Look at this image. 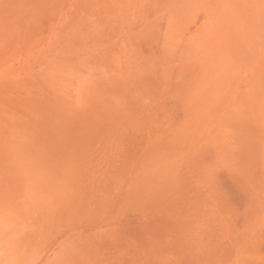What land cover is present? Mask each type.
Segmentation results:
<instances>
[{"label":"bare ground","instance_id":"6f19581e","mask_svg":"<svg viewBox=\"0 0 264 264\" xmlns=\"http://www.w3.org/2000/svg\"><path fill=\"white\" fill-rule=\"evenodd\" d=\"M225 32L232 43L226 47ZM242 42L251 44L252 48L243 49ZM105 77L109 82L104 80L103 84ZM97 84L101 88L97 89ZM112 86L116 88L114 93L109 89ZM263 95L264 0H0V255H8L2 256L4 259L0 256V264H20L25 256V264L27 261L34 264L38 250L37 257L45 264L42 260H50L46 255L50 252L48 248L60 244L55 238L59 232L64 235L66 226L56 227L55 217L61 216L55 218L61 224L62 216L69 218L75 212L78 218L82 212L77 214L75 209L82 203L83 213H89L80 214V218L83 221L88 218L87 222L95 226L91 220L102 221L100 212L109 211L115 201L120 203L116 202V209L120 208L122 213L115 208L117 216L106 213L108 217L102 222L107 226H101L103 230L100 225L97 229L95 226L93 234L97 235L100 227L99 244L104 245L110 234L111 239H117V245L103 252L104 248L98 249L101 245L96 236V244L94 238L93 243L92 239L87 243L92 233L88 228L89 231L81 230L77 226L81 233L76 231L77 235H73L75 226H70L75 222L70 218V236L77 238L74 244L69 243L72 247L85 243V249L81 245L83 251L89 248L88 252L91 250L98 258L94 263L93 254L91 258L85 255L88 252L78 249L74 258L78 257L72 259L74 247L70 251L71 245L68 248L64 243L65 253L71 252L69 259L74 260L70 264L79 261L110 264L108 261L113 263L115 256L120 259L118 264H264ZM243 106L250 109L246 112ZM180 117L183 125L179 124V128L175 122ZM161 122L167 126L163 128ZM151 126L162 131L157 132ZM126 135H130L129 140L130 137L139 140L130 141V150L121 143L120 153L112 152L116 149H110L115 144L111 136L118 139ZM35 153L38 161L32 160ZM1 155L3 161L8 160L6 156L11 158V166L14 158L17 161L21 158V167L14 160L18 167L9 165V168L8 162L1 163ZM59 157L68 163L59 166L55 162ZM81 157L88 160V167L92 161L98 165L87 168ZM72 159L74 166L70 163ZM28 161L31 167L27 168ZM76 163L82 164L79 168L84 172L91 171L90 176L95 180L85 175L80 177ZM50 164L57 166L51 171ZM56 169L60 176L54 172ZM60 171L67 175H61ZM49 172L62 184L57 187L56 180L46 175ZM96 174L102 182L96 179ZM22 175L20 186L16 181ZM96 180L101 186L97 188L99 193ZM111 182L119 184L118 193L122 189L125 197L121 194L120 197L125 201L115 200ZM93 186L96 194L91 191ZM86 187L89 191H84ZM52 189L57 193L52 194ZM48 191L54 196L47 194ZM71 191L77 193L78 200ZM58 192L62 194L59 197ZM86 193L91 195L87 199H92L94 211L99 214L86 202L82 208L83 200H80L88 196ZM27 194L31 198L26 199L30 197ZM67 194L71 195L70 199L66 198ZM45 196L50 206L44 202ZM14 197H18L17 204ZM65 199L77 204L68 201L72 204L68 205ZM54 200L58 206L52 204ZM59 201L67 203L64 209ZM40 204L45 214L39 210ZM68 208L72 209L68 212L71 215L66 212L64 215L62 210ZM13 220L18 225L23 220L19 226L22 232L15 230L21 238L25 234L24 241L17 236L22 241L20 244L12 237L13 233L16 236ZM8 222L9 230L2 231ZM85 230L87 240L82 237L79 242ZM115 235L122 237L121 240ZM11 239L16 245L12 246ZM37 239L43 242V247L38 246L41 243ZM8 242V246L11 242L10 252L6 253L3 247ZM91 243L102 253L90 249ZM32 246L35 254L30 262L32 255L26 253L32 251ZM37 247L43 248L42 252ZM60 258L50 261L56 264ZM69 259L63 264H69Z\"/></svg>","mask_w":264,"mask_h":264},{"label":"rangeland","instance_id":"374dc122","mask_svg":"<svg viewBox=\"0 0 264 264\" xmlns=\"http://www.w3.org/2000/svg\"><path fill=\"white\" fill-rule=\"evenodd\" d=\"M197 25H198V23H197ZM226 27H227V26H226ZM228 28H229V27H228ZM228 28H226V29H228ZM192 29L194 30V28H192ZM192 29H191V30H192ZM193 30H192V31H193ZM229 31H230L229 33H232V32H231V29H230ZM226 33H227V32H225V36H226ZM226 37L229 38V39H226ZM226 37H225V39H224L225 47H226L227 45H231V44H232V43L229 42V41H231V40H230V35H228V36H226ZM245 39H246V38L243 39L244 42L246 41ZM226 41H227V42H226ZM247 41H248V40H247ZM249 42H252V41L250 40ZM242 44L244 45V46L242 47L243 49L252 48V45H251V44H247V43H243V42H242ZM245 45H246V46H245ZM248 45H249L250 47H249ZM241 46H242V45H241ZM247 50H248V49H247ZM102 78H104V76H103ZM102 78H100V79H102ZM105 78H106V77H105ZM102 80H103V82H101V83H103V84H104V80H105L106 83L109 82V80H107V78H106V79H102ZM102 80H101V81H102ZM95 85H96V84H95ZM111 85H112V84H111ZM98 86L101 88L102 85L100 86V84H99V85L97 84V86H96L97 89H99ZM96 87H95V88H96ZM112 88H113V89H111V87H109V89H110L111 91L113 90V91H112L113 93L116 92V91H115L116 88H114L113 86H112ZM259 90H260V89H259ZM106 91L108 92V89H106ZM260 91H261V90H260ZM97 92H99V91L97 90ZM109 92H110V91H109ZM99 93H100V92H99ZM86 94H87V93H86ZM260 94H261V93H260ZM85 96H86V95H85ZM85 96H84V97H85ZM88 96H89V95H88ZM263 96H264V95H263ZM246 100H248V99H246ZM259 100H260V99H259ZM261 100H262V99H261ZM246 102H248V101H246ZM252 102H253V101H252ZM262 102H263V101H262ZM262 102H261V103H262ZM249 103H251V101H250ZM259 103H260V102H259ZM245 105H246V103H245ZM248 105H249V104H248ZM263 105H264V104H263ZM251 106H252V105H251ZM243 107H244V106H243ZM259 107H261V105H260ZM186 108H187V107H186ZM262 108H263V107H262ZM245 109H246V112H247L248 109H250V108H248V107H247V108L244 107L243 110H245ZM263 109H264V108H263ZM255 110H256L257 112H259V109H258V110L255 109ZM244 112H245V111H244ZM261 112L264 114V110H261ZM261 112H259V114H260ZM241 113H242V112H241ZM262 113H261L260 115H262ZM244 114H245V116H246V113H244ZM260 115H259V116H260ZM263 117H264V115H263ZM185 120H186V119H185ZM185 120H184V121H185ZM152 121L154 122V120H152ZM158 121H159V120H158ZM158 121L156 120V122H158ZM147 122H148V121H147ZM148 123H149V122H148ZM158 123H159V122H158ZM158 123H156V125H157ZM161 123H162V125H163V128L167 126L166 123H164V122H161ZM175 123H177V124H178V127L180 128L179 124H180L181 126L183 125V122H182L181 117L179 118V121H178V122H175ZM149 124H151V122H150ZM177 124H176V125H177ZM151 125H154V124H151ZM158 125H159V124H158ZM174 125H175V124H173V126H174ZM151 127L153 128V126H151ZM156 127H158V126H156ZM156 127L153 128V129H156ZM161 127H162V126H161ZM158 128H159V127H158ZM172 128H177V127H172ZM148 129H149V128H148ZM161 129H162V128H161ZM151 130H152V129H151ZM157 130H158V129H156V131H157ZM156 131H155V132H156ZM161 131H162V130H159V131H157V132H161ZM157 132H156V133H157ZM128 133H129V132H128ZM153 133H154V131H153ZM156 133H154V134H156ZM150 135H151V134H150ZM150 135H149V136H150ZM156 135H157V134H156ZM184 135L186 136V134H184ZM114 136H115V135H114ZM114 136H111V137H113V138L115 139V140H114V143H115V144H114V147H113V148H110V149H114V148L116 149L115 151H112V152H114V153H115V152H116V153H117V152L120 153L119 148H120L121 145H123V144H121V143H124V146H125V145H127V147L129 146L128 148H129V150H130V149L132 148V147H130V146H131V143H132V142L130 143V141H132V140H133V141H134V140H139L138 138H137V139H132L131 137H130L131 140H129V136H130V135H128V137H127V135H126V136H125L126 138H125L124 136H123L122 138L120 137L121 139H120L119 137H118V139H117V138H115ZM116 136H119V135H116ZM131 136H133V135H131ZM134 136H135V135H134ZM149 136H148V138L150 139ZM162 136L165 138V142L168 141V140L166 139L165 135H162ZM153 137H154V135H153ZM181 137L183 138V136H181ZM151 138H152V135H151ZM152 139H153V138H152ZM152 139H151V140H152ZM106 140L108 141L107 138H106ZM110 140H111V139H110ZM118 140H119V143H118ZM151 140H149V141H151ZM101 141H102V139H101ZM101 141H100V142H101ZM107 141H106V142H107ZM112 141H113V139H112ZM134 142H135V141H134ZM136 142H137V141H136ZM178 142H180V140H178ZM108 143H109V141H108ZM108 143H107V145H108ZM110 143H111V142H110ZM167 143H168V145H171V144H170L171 142H170V143L167 142ZM107 145L105 144V146H107ZM109 146H110V145H109ZM109 146H108V147H109ZM115 146H116V147H115ZM124 146H122L121 148H124ZM144 146H145V145H143V148H144ZM108 147H106V150L108 149ZM110 147H111V146H110ZM125 147H126V146H125ZM127 147H126V150L128 149ZM143 148H142V150H143ZM96 149H97V147H96ZM92 150H94V151L96 152L95 149H92ZM121 150H122V152H125V151H123V150H125V149H121ZM129 150H128V151H129ZM108 151H110V150H108ZM108 151H107V152H108ZM140 151H141V149H140ZM90 152H91V151H90ZM92 152H93V151H92ZM95 152H94V154H95ZM104 152H105V151H104ZM107 152H106V153H107ZM112 152H111V153H112ZM36 153H37V152H36ZM36 153H35V155H34V157H33L34 159H32L33 161H34V160H37V161H38V158H37L38 155H36ZM87 153H88V152H87ZM89 154H90V153H89ZM109 154H110V152H109ZM185 154H186V153H185ZM107 155H108V153H107ZM4 156H5V154H4ZM90 156H91V155H90ZM108 156H109V155H108ZM6 157H7V156H6ZM6 157H4L5 160H6V159H8V160H7V161H3V155H1V160H2L1 163H2V162H4V163H5V162H8V167L10 168V166H11V163H10V162H11V161H10L11 158H10V157H9V158H6ZM56 157H57V156H56ZM104 157H105V156H104ZM59 158H60V159L56 160L55 162H56L59 166H60L59 163H61V164H65V162H64L63 160L66 161V159H65V158L63 159V158H61V157H59ZM70 158H71V157H70ZM88 158H89V157H88ZM90 158H92V157H90ZM90 158H89V159H90ZM19 159H20L19 161H21V158H19ZM50 159H51V158H50ZM67 159H69V158H67ZM77 159H78V158H77ZM77 159H76V160H77ZM79 159H80V158H79ZM79 159H78V160H79ZM108 159H109V158H108ZM14 160L17 161L18 158L16 157V158H14ZM14 160H13L12 162H14V164H15L16 161H14ZM51 160H52V159H51ZM72 160H73V159H72ZM19 161H17V163H20L19 166L21 167V164H22V163L19 162ZM23 161H24V159L22 158V162H23ZM29 161L31 162L30 158H29ZM29 161L27 162L28 164L26 163L27 168H28V167H31V165L28 166V165H29ZM70 161H71V160H70ZM70 161H69V162H70ZM80 161H81V163L83 162V164H84V163L86 164L88 160L86 159V160L84 161L83 157H81ZM50 162L52 163V161H50ZM90 162H91V161H90ZM92 162H93V161H92ZM92 162H91L90 166H91V165L94 166L95 163H96V162L94 161L95 163L92 164ZM4 163H3V164H4ZM9 163H10V164H9ZM17 163H16V164H17ZM67 163H68V162H67ZM67 163H66V164H67ZM70 163H72V165H73L74 160H73V162H70ZM88 163H89V162H88ZM88 163H87V168L90 167V166L88 167ZM126 163L128 164V162H126ZM6 164H7V163H6ZM14 164H12L11 167H13V166H14V167H16V166L18 167V164H17V165H16V164L14 165ZM35 164H36V162H35ZM57 164H56V165H54V164L51 165V164H50V165H51V166H50L51 171H52V169H55L54 166H57ZM66 164H65V165H66ZM74 164H75V163H74ZM129 164H130V166L133 165L131 162H130ZM1 165H2V164H1ZM4 165H5V164H4ZM9 165H10V166H9ZM23 165L25 166V163H24ZM33 165H34V163H33ZM36 165H37V164H36ZM36 165H34V166H36ZM68 165H69V164H68ZM72 165H71V167H72ZM76 165H78V164L76 163ZM81 165H82V164H81ZM81 165H80V163H79V165L76 166V169L80 172V173H79V176L81 177V176L85 175V176H87L86 178H88V179H89V178H90V179H93V181H94L95 179H94L92 176H90L91 171H90L89 173H87V171L84 172V171H83V168H81V169L79 168ZM96 165H98V164L96 163ZM112 165H114V164H112ZM115 165H116V164H115ZM24 166H22V167H24ZM34 166H33V167H34ZM62 166H63V165H62ZM73 166H74V165H73ZM122 166H123V167H126L125 164L122 165ZM130 166L128 165L127 167H130ZM1 167H2V166H1ZM5 167H6V166H5ZM5 167H4V168H5ZM25 167H26V166H25ZM63 167H65V166H63ZM63 167H62V170L64 171L65 168H63ZM66 167H68V166H66ZM56 168H57V167H56ZM93 168H94V167H93ZM12 169H13L14 171L16 170V169H14V168H12ZM19 169H20V168H19ZM66 169H68V168H66ZM95 169H96V167H95ZM2 170H4V169H2ZM17 170H18V169H17ZM56 170H57V169H56ZM70 170L73 172V169H70ZM70 170H69V173L71 174V171H70ZM81 170L83 171V173H81ZM90 170H91V168H90ZM93 170H94V169H93ZM93 170H92V171H93ZM127 170H129V169H127ZM8 171H9V169H8ZM18 171H21V170H18ZM51 171H50V172H51ZM63 171H62V172H63ZM67 171H68V170H67ZM10 172H12V171L10 170ZM15 172H16V171H15ZM15 172H14V175H17ZM47 172H48V171H47ZM50 172H49L48 174H46V175H50V177L53 179V177H52V176H53V175H52L53 172H52V173H50ZM54 172L57 174V173L59 172V170H57V172H56V171H54ZM60 172H61V171H60ZM62 172H61V175H67L66 173H65V174H62ZM65 172H66V171H65ZM74 172H75V171H74ZM95 172H96V171H95ZM3 173H4V171H3ZM3 173L1 172L2 175H3ZM5 173H7V172H5ZM20 173H24V172L21 171ZM69 173H68V174H69ZM93 173H94V172H93ZM96 173H97V172H96ZM53 174H54V173H53ZM56 174H55V175H56ZM73 174H74V173H73ZM75 174L78 175L77 172H75ZM18 175H19V174H18ZM58 175L60 176L59 173H58ZM91 175H92V174H91ZM93 175H94V174H93ZM99 175H100V173H99ZM99 175H97V174L95 175V176H96V179H99V177H98ZM56 176H57V175H56ZM5 177H6V176H5ZM23 177H24V175H22V177H20V178H17V177H16V178H17V181H16V182L21 184V181L23 182V180H24ZM3 178H4V176L1 177V179H3ZM46 178H48V177L46 176ZM63 178H64V177H63ZM69 178H72V179H73V177H69ZM82 178L84 179V177H82ZM100 178L102 179V176H101V175H100ZM54 179H55V178H54ZM54 179H53V180H54ZM60 179H61V178H60ZM65 179H67V178H65ZM74 179H75V178H74ZM80 179H81V178H80ZM80 179H79V180H80ZM90 179H89V180H90ZM103 179H104V177H103ZM103 179H102V180H103ZM114 179H115V178H114ZM46 180H47V179H46ZM49 180H50V179H49ZM49 180H48V182H49ZM55 180H56V181H55ZM55 180H54V181L57 182V184H58V180H57V179H55ZM61 180H62V179H61ZM104 180H106V179H104ZM115 180L117 181V178H116ZM50 181L52 182V180H50ZM73 181H75V180H73ZM73 181H72V183H73ZM77 181H78V180H77ZM77 181H76V183H75V188H76V189H77L76 184L78 183ZM93 181H91V182H93ZM99 181H101V180L99 179ZM99 181H97V180L95 181L96 189H97V188H101V186H100L99 184H96V183H98ZM111 181H113V180H111ZM118 181L120 182V180H118ZM2 182H3V184H4L5 179H4ZM7 182H8V180H7ZM51 182H50V184H51ZM59 182H60L59 184H62L61 181H59ZM67 182H68V181H67ZM101 182H102V181H101ZM108 182H110V181H108ZM24 183H25V182H24ZM30 183H32V182H30ZM35 183H36V182H35ZM45 183H46V181H45ZM72 183H71V184H72ZM79 183H80V182H79ZM82 183L85 184L86 182H85V181H84V182L82 181ZM104 183H105V181H104ZM106 183H107V182H106ZM50 184H49V185H50ZM59 184L57 185V187L59 186ZM73 184H74V183H73ZM73 184H72V185H73ZM80 184H81V183H80ZM89 184H90V183H89ZM111 184H113V185H111L110 187L113 186V188L115 189V193H116V194L114 195V196L116 197L115 200H119V199H121V201H125L124 198H122V197H125V196H123L124 193H122V192H123L122 189H120V190H121V193H118L119 190H118L117 188H118V185H119V184L116 185L117 183L115 184L114 182H113V183L111 182ZM16 185L19 186V184H16ZM22 185H23V184H21L20 186H22ZM46 185H48V184H46ZM64 185H66V184H64ZM64 185H63V186H64ZM77 185H79V184H77ZM86 185H87V184H86ZM92 185H93V184H92ZM92 185L90 184V186H92ZM98 185H99V187H97ZM105 185H106V184H105ZM108 185H109V184H107V186H108ZM63 186H62V187H63ZM67 186H68V184H67ZM70 186H71V185L69 184L68 187H70ZM90 186H89V187H90ZM107 186H106V187H107ZM120 186H121V185H120ZM47 187H48V189H49V186H47ZM84 187H85V186H84ZM87 187H88V186H87ZM87 187H86V188H87ZM52 188H54V187H52ZM71 188H73V186H72ZM75 188H74V189H75ZM81 188L83 189V187H81ZM91 188H92L93 190H92ZM91 188H90L91 191H94V193H95L96 191H95L94 186L91 187ZM120 188H121V187H120ZM4 189H5V188H4ZM29 189H30V188H29ZM48 189H47V190H48ZM68 189H69V188H68ZM74 189H73V190H74ZM76 189H75V191H76ZM82 189H79V188H78L79 192H80V190H81V192H83ZM88 189H89V188H87L86 190L84 189V191H87ZM114 189H112V190H114ZM17 190H18V189H17ZM53 190H54V189H52V194H53V193H57L56 191H53ZM56 190H57V188H56ZM63 190H64V188H63ZM65 190H67V189L65 188ZM105 190H107V189L105 188ZM108 190H109V189H108ZM112 190H111V192H113ZM30 191H31V189L29 190V192H30ZM61 191H62V189H61ZM75 191H71V192L74 193L73 195L76 197V194H77V193H75ZM88 191H89V190H88ZM91 191H90V192H91ZM97 191H98V193H99V190H98V189H97ZM102 191H103V190H102ZM63 192H64V191H63ZM63 192H62V193H63ZM68 192H69V190H68ZM68 192H67V193H68ZM90 192H87V193H90ZM100 192H101V189H100ZM106 192H107V191H106ZM65 193H66V192H65ZM87 193H86V195H88V196H85V195H84L85 198L82 196V199H81V196H80V199H81L80 201L83 200V207H82V208H84V206H85V205H84V202H86V203H87V206L90 205L91 207H90V206H89V207L93 209V212H95L96 210L94 211V208H93V207H94V203H93L92 199L89 200L91 195H90V194H87ZM92 193H93V192H92ZM96 193H97V192H96ZM96 193H95V194H96ZM35 194H38V192L35 193ZM47 194H51V193L48 191ZM52 194H51V195H52ZM100 194H101V193H100ZM100 194H99V195H100ZM105 194H106V193H105ZM105 194L103 193V195H105ZM120 194H121L122 197H120ZM28 195H30V197H29ZM55 195H56V194H55ZM61 195H62L61 192H58V197L61 196ZM81 195H82V194H81ZM92 195H93V194H92ZM108 195H109V193H108ZM110 195H112V193H110ZM26 196H28V198H26V199L31 198V194H27ZM35 196H36V195H35ZM35 196H33V197H35ZM52 196H54V195H52ZM67 196H68V197H66V195H65V197H66L67 199H70L69 196H71V195H68V194H67ZM74 196H73V197H74ZM77 196H78V195H77ZM18 197H20V196L18 195ZM18 197H17V198H18ZM65 197H64V198H65ZM87 197H89V199H87ZM93 197H94V195H93ZM93 197H91V198H93ZM97 197H98V196H96V197H94V198L97 199ZM99 197H101V196H99ZM102 197H103L104 199L106 198V197H104V196H102ZM111 197H112V196H111ZM17 198L14 197L15 200H16ZM76 198H77V197H76ZM108 198H109V197H108ZM112 198H113V197H112ZM11 199H12V198H11ZM45 199H46V200H44V202L46 201V202L48 203L47 205L50 206V200L48 199V197L45 196ZM55 199H56V198H55ZM62 199H63V198H62ZM67 199H65V201H67ZM78 199H79V198H77L76 200H78ZM100 199H101V198H100ZM30 200H31V199H30ZM35 200H36V199H35ZM51 200H52V198H51ZM85 200H86V201H85ZM93 200H94V199H93ZM97 200H98V199H97ZM102 200H103V199H102ZM108 200H111V201H112V200H114V199H111V198H110V199H108ZM17 201H18V200L15 201V202H16L15 204H17ZM20 201H21V200H20ZM20 201H19V202H20ZM27 201H28V200H27ZM36 201H37V200H36ZM52 201H53V200H52ZM68 201H69L70 203L72 202V204L74 203V202L71 201V200H68ZM68 201H67V203H68ZM74 201H75V200H74ZM95 201H96V200H95ZM99 201H100V200H99ZM119 201H120V200H119ZM121 201H120V202H121ZM32 202H33V201L31 200V203H32ZM34 202H35V201H34ZM34 202H33V204H34ZM37 202H38V201H37ZM44 202H39V203L44 204ZM59 202H61L62 208L64 209V205H66L67 203L64 202V201H59ZM96 202H97V201H96ZM100 202H102V201H100ZM116 202H118V201H115V203H114L113 205L111 204V208H110V210H111V209H112V210H111V211L109 210L110 212H109V211H106V213H108V216H111V217H112V214H113L114 216H117V214H118V213L116 214L117 211H120V212L122 213V210H121L120 208H117V209H116V207H117V206H116V204H117ZM21 203H22V202H21ZM23 203H24V202H23ZM28 203H29V201H28ZM31 203H30L29 205H31ZM56 203H57V206H58V202H55V200H54V203L52 202V204H53L54 206H55ZM70 203H68V205H72V204H70ZM75 203H76V201H75ZM75 203H74V205H75ZM107 203H109V201H107ZM107 203H106V201H105V204H107ZM112 203H113V202H112ZM118 203H119V202H118ZM123 203H124V202H123ZM26 204H27V203H26ZM35 204H36V203H35ZM37 204H38V203H37ZM76 204H77V203H76ZM119 204H120V203H119ZM40 205H41V204H40ZM47 205H46V206H47ZM100 205H101V203H100ZM100 205H98V207H97V208H98V211H99V206H100ZM117 205H118V204H117ZM122 205H123V204H122ZM38 206H39V205H38ZM41 206H42V207H40L39 210H40V211H41V210H44V214H45V209H43V208H44L43 205H41ZM77 206H78V205H76V207H77ZM81 206H82V203H81V205L78 206V209H75L76 212H77V214H78V212H80V211L83 213V211H82V209H81ZM102 206H103V203H102ZM104 206H105V205H104ZM106 206H107V205H106ZM34 207H35V205H34ZM47 207H48V206H47ZM51 207H52V205H51ZM66 207H67V206H66ZM89 207H88V208H89ZM107 207L109 208V206H107ZM35 208H36V207H35ZM45 208H46V207H45ZM53 208H54V207H52V209H53ZM62 208H61V209H62ZM69 208H70V207H69ZM69 208H68V211H65V210H66V209H65L64 211L62 210V212H63V213L66 212L67 214H69V213L72 211V209H71V211H70ZM71 208H72V207H71ZM86 208H87V207H86ZM90 208H89V210H90ZM108 208H107V209H108ZM114 208L116 209V212H114ZM52 209H50V213H53V211H51ZM107 209H106V210H107ZM47 210H48V209H47ZM73 210H74V209H73ZM75 210H74V211H75ZM83 210L85 211V209H83ZM102 210H104V209L102 208ZM35 211H37V209H35ZM40 211H39V212H40ZM58 211H60L59 208H58ZM69 211H70V212H69ZM91 211H92V210H90V212H91ZM100 211H101V210H100ZM100 211H99V212H100ZM104 211H105V210H104ZM29 212H30V211H29ZM37 212H38V211H37ZM54 212H55V210H54ZM68 212H69V213H68ZM86 212H87V211H86ZM111 212H112V214L109 215V213H111ZM113 212H114V213H113ZM120 212H119V213H120ZM58 213H59V212H58ZM82 213H79V215H78L79 217H78V218H76V217L74 216L75 212L72 214V216H69V218H67L68 216H67L66 218L62 216V218H64V219H62V220H64V223H63V221H61L63 224L60 223V220H56V219H55V218L58 219L59 217H61V216H59V217H58V216L55 217V216L57 215V212H56V215H53V216L55 217L54 220H55V222H56V223H55V226H56V227L59 228V226H57V224L60 225V226H62V225H63V226L66 225V226H65V229H64V231H63L64 235L62 234V232H59V233L62 234V235L60 234V235L62 236L61 238H60V235H59V234H58L59 236H58V235L56 236V234L54 233L55 236H56L55 239H56L58 242H60L59 245L57 244L58 242H56L55 240H52V239H50V238H46V239H50V240H52V242L55 241L54 243L58 245V246L56 245L57 247H55V246L53 245V246L55 247V249L53 250V246L51 247V245L48 244V243H50V242H48V243H47V246H48V247H51V250H52V251H51L50 248H48V250H49L50 252L47 251V247L44 248V250L46 249V251H47L46 255H47V254L49 255L48 258H49L50 260H54V259L56 260L58 257L60 258V256H62V257L59 259V261H58V260L55 261V262H57L56 264H59L58 262H60V264H63V261H64V262H65V261L67 262V260H65V259H69V258H72V257H73L72 259H75V260H76V258H77L78 256H76V258H74V257H75L74 255H75V253L78 251V249H82V247L85 249V247H84V246H85V243H83V241H82V243H83V245L81 244L82 247H81L80 244H77V245L75 244V245H73L74 250L72 251V248H73V247H72L71 243L74 244V241H75V239L77 238V237H76V238L74 239L73 237L70 236L71 231H72V229H70V227H72V226H75L74 228L72 227V228H73V231H72V232H73V235L76 234V231L79 232L80 228H81V230H82V229L84 230L85 228H86V230H87V228H88V229H91L92 231H91V230H90V231H91L92 233L90 232L91 235L89 234L91 238H90V239L87 238V239H88L87 243H89V240H91L92 238H94V237L96 236L95 238H96L97 240L94 238V244H96L95 240H96V241L98 242V244H99V240L101 239V237H99V236H100V235H99L98 237H99L100 239L98 240L97 235L100 234L99 230H101V229H100L101 226H102L103 228H105L104 226H107V225H103L104 222H102L103 219L106 218L107 214L104 213V212H103V213L100 212V214L103 215V217L100 216V217L103 218V219L101 218L102 221H101L99 218H98V219H95V221H94L93 219L91 220V221L95 222V223L92 222V224H95L96 229H97L98 225H100V227H99V229H98V233H97V231L95 232V234L97 233V235H94V234H93V233H94L93 230H94V227H95V226L91 225L90 222H87L88 218H87V220L85 219L86 221H83V220H82V218H83L82 216H83V215H87L89 212H88L87 214H84V213H83V215H82ZM91 213H92V212H91ZM95 213H97V212H95ZM121 213H120V215H121ZM35 214H36V213H35ZM35 214H34V215H35ZM48 214H49V213H48ZM53 214H55V213H53ZM80 214L82 215L81 218H80ZM97 214H99V213H97ZM4 215H5V214H4ZM4 215H3V216H4ZM36 215H37V214H36ZM46 215H47V214H46ZM51 215H52V214H50V217H51ZM64 215H65V213H64ZM69 215H71V214H69ZM92 215H93L94 217H96V215H94V214H92ZM104 215H105V217H104ZM26 216H28V215H26ZM53 216H52V218H53ZM88 216H89V217H92V216H90V215H88ZM108 216H107V217H108ZM114 216H113V217H114ZM5 217H6V216H5ZM46 217H49V216H46ZM86 217H87V216H86ZM94 217H92V218H94ZM70 218H71V220H72L73 222H75V224L72 223V222L69 220ZM84 218H85V217H84ZM16 219H17V218H16ZM16 219H15V220H16ZM20 219H21V218H20ZM46 219H47V218H46ZM50 219H51V218H50ZM65 219H66V221H67L68 223H66ZM67 219H68V220H67ZM98 220H100L102 223H101L100 221H98ZM22 221H23V220H20V221H19V225L17 224V223H18L17 221H16V222H15L14 220H13V222L11 221V222H12V223H11L12 227L15 228L14 231H15V230L17 231V230H19V229H20L19 232L21 231V228H20L19 226L21 225L20 222H22ZM46 221H47V220H46ZM89 221H90V218H89ZM14 222H15L16 224H14ZM57 222H59V223H57ZM86 222L89 223L88 226H90V227L93 226V227L90 228V227L86 226V224H87ZM9 223H10V222H8V223L6 224V228L2 226V231L5 230V232H7V231L9 230V228H10V227H8V226L10 225ZM48 223H49V220H48ZM48 223H47V224H48ZM50 223H51V222H50ZM52 223H53V222H52ZM70 223H72L73 225H71V226L69 227V224H70ZM99 223H100V224H99ZM67 224H68V225H67ZM83 224H84L85 226H84ZM2 225L5 226V221L3 222ZM7 225H8V226H7ZM48 225H49V224H48ZM81 225H83L84 228L81 227ZM51 226H52V225H51ZM51 226H50V229H51ZM53 226H54V224H53ZM77 226L80 227V228L78 229ZM7 227H8V229H7ZM48 227H49V226H48ZM66 227H69V228H68L69 230H67ZM102 227H101V228H102ZM109 227H110V226H109ZM16 228H18V229H16ZM27 228H28V227H27ZM46 228H47V227H46ZM61 228H62V227H61ZM61 228H60V231H61ZM75 228L78 229V230H76ZM103 228H102V230H103ZM74 229H75V230H74ZM96 229H95V230H96ZM112 229H113V227H112ZM22 230H23V227H22ZM25 230H26V229H25ZM28 230H29V229H28ZM55 230H56V229H55ZM62 230H63V229H62ZM65 230H66V231H65ZM70 230H71V231H70ZM81 230H80V231H81ZM86 230H85L86 233H85V232H82L83 234H80L81 237L79 236V238H80V239H79V242H81L80 240H83V238L85 237V235H86V237H88V236H87V235H88V234H87V231H89V230H87V231H86ZM104 230H105V229H104ZM16 231H15V232H16ZM26 231H27V230H26ZM45 231H46V230H45ZM57 231H58V229H57ZM74 231H75V232H74ZM105 231H106V230H105ZM105 231H103V232H105ZM21 232H22V231H21ZM46 232H47V231H46ZM53 232H54V231H53ZM53 232L51 233V235L53 234ZM55 232H56V231H55ZM67 232H68V233H67ZM3 233H4V232H3ZM17 233H18V232H16V234H15L16 236L13 235L14 233L12 234L13 240H14V238L16 239V238L19 237V240L22 239V241H24L23 238H24V235H25V234L23 235V238H21L22 236H19V235H21V234H19V233L17 234ZM23 233H24V230H23ZM23 233H22V234H23ZM47 233H48V235H50L49 232H47ZM47 233H46V234H47ZM57 233H58V232H57ZM79 233H81V232H79ZM84 233H85V234H84ZM88 233H89V232H88ZM67 234H69L68 236H69L70 238L66 236ZM92 234H93L94 236H92ZM101 234H102V233H101ZM76 235H77V234H76ZM76 235H75V236H76ZM78 235H79V234H78ZM17 236H18V237H17ZM37 236H38V235H37ZM75 236H74V237H75ZM4 237H6V236H4ZM4 237H3V238H4ZM41 237H43V236H41ZM44 237H45V234H44ZM44 237H43V238H44ZM46 237H47V236H46ZM48 237H49V236H48ZM65 237L68 238V239L66 238L67 241H68V243H69V242H71V243L66 244L67 241H65V240H66ZM82 237H83V238H82ZM104 237H105V235H104ZM107 237H108V238H105L107 241H106L104 238H102V239H104V241H103V244H104V245H101V244H102V242H101V243L99 244V245H101V246H100L98 249L101 248L100 250L103 251L102 248H104V249H105V248H110L113 244L116 243L115 240H117V239H115V238H114V239H111V238H113L112 235L110 236V234H109V236L107 235ZM114 237L119 238L120 236H119V235H115ZM37 238H39V237H37ZM59 238H60V239H63V241L59 240ZM81 238H82V239H81ZM120 238H122V237H120ZM120 238H119V239H120ZM35 239H36V236H35ZM53 239H54V236H53ZM64 239H65V240H64ZM84 239H85V238H84ZM87 239H85V240H87ZM110 239H111L110 242H114V243H110V242H108V240H110ZM11 240H12V239H11ZM13 240L11 241L12 243L14 242ZM16 240H17V239H16ZM19 240H17L16 242H19L18 244H20V242L22 243V241H19ZM37 240H38V239H37ZM37 240H36V242H40L41 244L38 245V243H36V242H35V244H37L38 246H40V248L43 247V246H44V245H43V242H42V241H39V240L37 241ZM40 240H41V239H40ZM42 240H43V239H42ZM50 240H49V241H50ZM77 240H78V239H77ZM85 240H84V241H85ZM120 240H121V239H120ZM34 241H35V240H34ZM43 241H45V240H43ZM72 241H73V242H72ZM100 241H101V240H100ZM11 242H10V245H11ZM32 242H33V241H32ZM45 242H47V241H45ZM45 242H44V244H45ZM75 242H76V241H75ZM79 242H78V243H79ZM90 242L93 243V239H92V241H90ZM118 242L120 243L119 240H118ZM33 243H34V242H33ZM64 243H65V244H64ZM87 243H86V246H87ZM92 243L90 244L91 247H92ZM8 244H9V242L6 243V244L4 245V247H3V248H4L3 250H4V251L6 250V253H7L8 251L10 252V247H9L10 245L8 246ZM14 244H15V243H13L12 246H14ZM63 244L66 245V247H68V248H69V246L71 245V247H70L71 250L68 249V248H66V251H69V250L72 251V253L69 252V255H70V253H71L72 257H71V255H70V256L67 255L68 252L65 253V250L63 249L65 246H63ZM94 244H93V245H94ZM98 244H97V245H98ZM107 244H108V245H107ZM15 245H16V244H15ZM31 245H34V244H31ZM49 245H50V246H49ZM61 245H62L63 247H62ZM68 245H69V246H68ZM109 245H110V246H109ZM115 245H117V244H115ZM12 246H11V248H12ZM45 246H46V245H45ZM60 246H61L62 248H61ZM94 246H96V245H94ZM102 246H103V247H102ZM7 247H9V248H7ZM35 247H36V245H35ZM59 247H60V248H59ZM76 247H80V248H76ZM87 247H88V246H87ZM87 247H86V248H87ZM118 247H119V246H118ZM32 248H34V246L30 247V249H32ZM38 248H39V247H37V249H38ZM40 248H39V249H40ZM57 248H58V256H57V254H56V253H57V250H56ZM75 248H76V250H75ZM119 248H120V247H119ZM88 249H89V248H88ZM88 249H87L86 251H85V250L83 251V249H82L81 251L85 253V252H88ZM90 249H93V251H94V250H97L96 253L99 252V250L96 249V247H95V249H94L93 247L90 248ZM121 249H122L123 252H124L125 249H123V248H121ZM40 250H41V252H42L43 248L40 249ZM60 250H61V253H62V254L65 253L66 256H65L64 254H63V255H60V254H61V253L59 252ZM63 250H64V252H63ZM108 250H110V249H107V251H108ZM54 251H55V252H54ZM81 251L79 252L80 254H81ZM102 251H100L99 253H102ZM105 251H106V249H105L103 252H105ZM33 252H34V254H35V251H34L33 249H32V251H30V250L27 251V253H26L27 255H28V253H29V255H32V256L29 257V260L31 259V257L34 258V256H33V255H34ZM74 252H75V253H74ZM121 252H122V251H121ZM121 252H119V253H121ZM2 253H3V251H2ZM6 253H5V254H6ZM37 253L40 254V251L38 250ZM84 253H83V254H84ZM90 253H91V255H90ZM99 253H98V254H99ZM124 253H125V252H124ZM124 253H123V254H124ZM3 254H4V253H3ZM3 254L0 255V256L2 257ZM8 254H10V253H8ZM26 254H25V255H26ZM38 254H37V255H38ZM54 254H55V255H54ZM87 254H88V256H90V257L92 258V254H93V252H92L91 250H90L88 253H86L85 255H87ZM123 254H122V255H123ZM37 255H36L35 258H34V260H35L34 264H35V263H37V264L40 263V264H41V263H42V262H40V261H41V259H40L41 257L38 258L39 255H38V257H37ZM46 255L44 256V254H43V256H44L45 258H46ZM81 255H82V254H81ZM81 255H80L79 257H81ZM6 256H8V255L6 254V255L3 256V257L6 258ZM53 256H55V257H53ZM63 256H65V257H63ZM67 256H69V257L67 258ZM3 257H2V259H4ZM25 257H26V256H25ZM25 257H22V258H24V260H25ZM93 257H94L93 262H94V260L96 261V260L98 259V258L96 259L97 255H96V257H95L94 254H93ZM115 257H116V258H114V257L112 258V259H114V260H113V263H112V260H110V261H108V262H109L110 264H115L117 261L120 263V259H119V257H117V256H115ZM51 258H52V259H51ZM64 258H65V259H64ZM82 258H83V255H82ZM117 258H118V259H117ZM36 259H38L39 262H38ZM42 259H44V258H42ZM61 259H62V260H61ZM72 259H69V264L71 263L70 260H72ZM78 259H80V258H78ZM86 259H87V257H86ZM88 259H89V260H92V259H90V258H88ZM18 260L20 261V259H18ZM24 260L21 259V262H19V263H20V264H21V263L23 264V263H24V262H23ZM26 260H28V259H26ZM50 260H48V261L46 260V261L49 262L50 264H53V262H51ZM80 260H81V259H80ZM82 260H83V259H82ZM42 261H43L45 264L47 263V262H45V260H42ZM61 261H62V263H61ZM72 261H74V260H72ZM78 261H79V260H78ZM78 261H77V262H78ZM83 261H84V260H83ZM87 261H88V260H87ZM3 262H4V261H3ZM30 262H31V260H30ZM30 262H29V263H30ZM88 262H89V261H88ZM91 262H92V261H91ZM118 262H117L116 264H118ZM25 263H26V262H25ZM25 263H24V264H25ZM32 263H33V262H31L30 264H32ZM78 263L80 264V261H79ZM78 263H77V264H78ZM94 263H95V262H94ZM99 263L101 264V262H99ZM27 264H28V261H27ZM54 264H55V263H54ZM64 264H65V263H64ZM67 264H68V263H67ZM73 264H74V263H73ZM81 264H83V263H81ZM84 264H85V263H84ZM87 264H92V263H87Z\"/></svg>","mask_w":264,"mask_h":264}]
</instances>
